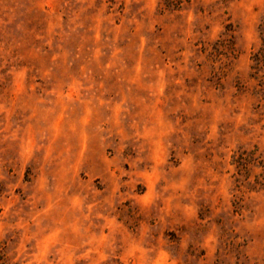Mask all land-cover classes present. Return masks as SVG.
<instances>
[{"label":"rangeland","instance_id":"obj_1","mask_svg":"<svg viewBox=\"0 0 264 264\" xmlns=\"http://www.w3.org/2000/svg\"><path fill=\"white\" fill-rule=\"evenodd\" d=\"M0 264H264V0H0Z\"/></svg>","mask_w":264,"mask_h":264},{"label":"trees","instance_id":"obj_2","mask_svg":"<svg viewBox=\"0 0 264 264\" xmlns=\"http://www.w3.org/2000/svg\"><path fill=\"white\" fill-rule=\"evenodd\" d=\"M183 1L184 0H164V4L166 7L177 9L181 7Z\"/></svg>","mask_w":264,"mask_h":264}]
</instances>
